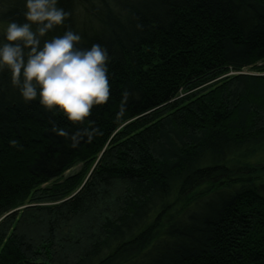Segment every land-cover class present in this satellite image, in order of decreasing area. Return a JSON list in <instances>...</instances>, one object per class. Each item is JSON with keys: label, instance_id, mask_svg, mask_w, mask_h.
I'll return each mask as SVG.
<instances>
[{"label": "trees", "instance_id": "obj_1", "mask_svg": "<svg viewBox=\"0 0 264 264\" xmlns=\"http://www.w3.org/2000/svg\"><path fill=\"white\" fill-rule=\"evenodd\" d=\"M58 6L50 36L107 49L110 98L74 126L0 71V264H264V0ZM88 121L76 148L51 130Z\"/></svg>", "mask_w": 264, "mask_h": 264}, {"label": "clouds", "instance_id": "obj_2", "mask_svg": "<svg viewBox=\"0 0 264 264\" xmlns=\"http://www.w3.org/2000/svg\"><path fill=\"white\" fill-rule=\"evenodd\" d=\"M58 5L59 0H23L24 22L9 21L0 30V71L10 74L11 85L25 102L38 100L45 110H59L74 126L83 125L94 106L109 101L110 57L100 44L80 47L82 37L71 29L50 36L70 15ZM128 99L125 92L118 118L124 116ZM88 123L72 134L55 124L51 130L76 148L85 138L91 142L102 134Z\"/></svg>", "mask_w": 264, "mask_h": 264}, {"label": "rangeland", "instance_id": "obj_3", "mask_svg": "<svg viewBox=\"0 0 264 264\" xmlns=\"http://www.w3.org/2000/svg\"><path fill=\"white\" fill-rule=\"evenodd\" d=\"M3 27H6V26H2V25H0V30H2ZM263 156H264V154H263ZM263 165H264V164H263ZM78 168H79V166H77L76 168H74L72 171L77 170ZM262 177H264V175H262Z\"/></svg>", "mask_w": 264, "mask_h": 264}]
</instances>
